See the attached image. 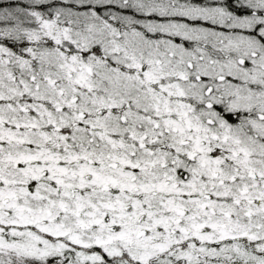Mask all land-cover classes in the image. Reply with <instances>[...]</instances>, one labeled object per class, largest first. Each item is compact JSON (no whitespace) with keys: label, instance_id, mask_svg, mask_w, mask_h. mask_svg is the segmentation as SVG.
Segmentation results:
<instances>
[{"label":"snow or ice","instance_id":"snow-or-ice-1","mask_svg":"<svg viewBox=\"0 0 264 264\" xmlns=\"http://www.w3.org/2000/svg\"><path fill=\"white\" fill-rule=\"evenodd\" d=\"M0 264H264V0H0Z\"/></svg>","mask_w":264,"mask_h":264}]
</instances>
